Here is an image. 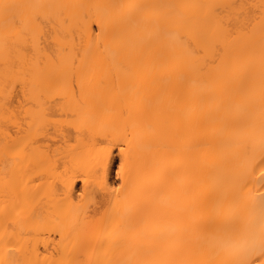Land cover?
I'll return each instance as SVG.
<instances>
[{"label":"bare ground","instance_id":"1","mask_svg":"<svg viewBox=\"0 0 264 264\" xmlns=\"http://www.w3.org/2000/svg\"><path fill=\"white\" fill-rule=\"evenodd\" d=\"M0 264H264V0H0Z\"/></svg>","mask_w":264,"mask_h":264},{"label":"rangeland","instance_id":"2","mask_svg":"<svg viewBox=\"0 0 264 264\" xmlns=\"http://www.w3.org/2000/svg\"><path fill=\"white\" fill-rule=\"evenodd\" d=\"M114 177H115V173H113Z\"/></svg>","mask_w":264,"mask_h":264},{"label":"snow or ice","instance_id":"3","mask_svg":"<svg viewBox=\"0 0 264 264\" xmlns=\"http://www.w3.org/2000/svg\"><path fill=\"white\" fill-rule=\"evenodd\" d=\"M123 167V166H122Z\"/></svg>","mask_w":264,"mask_h":264}]
</instances>
